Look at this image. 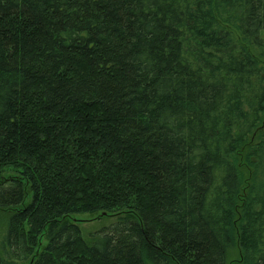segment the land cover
Wrapping results in <instances>:
<instances>
[{
    "label": "trees",
    "instance_id": "16d2710c",
    "mask_svg": "<svg viewBox=\"0 0 264 264\" xmlns=\"http://www.w3.org/2000/svg\"><path fill=\"white\" fill-rule=\"evenodd\" d=\"M263 59L264 0H0L1 262L264 264Z\"/></svg>",
    "mask_w": 264,
    "mask_h": 264
},
{
    "label": "rangeland",
    "instance_id": "374dc122",
    "mask_svg": "<svg viewBox=\"0 0 264 264\" xmlns=\"http://www.w3.org/2000/svg\"><path fill=\"white\" fill-rule=\"evenodd\" d=\"M262 62L264 64V59L262 60ZM118 217L119 216L115 214L108 215L97 212L95 214H76L71 217V220L79 224L82 229V235L84 239L89 243H93L99 238V236L105 229L109 228L118 221ZM9 218L10 211L0 209V264L10 260L6 253L7 249L5 247ZM238 257V250L232 252L229 256V264H232V261L238 259ZM18 264L26 263L20 262Z\"/></svg>",
    "mask_w": 264,
    "mask_h": 264
}]
</instances>
